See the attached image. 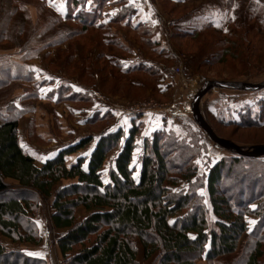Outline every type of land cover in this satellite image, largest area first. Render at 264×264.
Wrapping results in <instances>:
<instances>
[{
	"label": "trees",
	"instance_id": "16d2710c",
	"mask_svg": "<svg viewBox=\"0 0 264 264\" xmlns=\"http://www.w3.org/2000/svg\"><path fill=\"white\" fill-rule=\"evenodd\" d=\"M48 1L51 0L39 1L42 7L37 23L44 25H40L43 28L38 36L40 43L33 45L29 33L37 27L32 23L30 13L24 14L29 2L20 5V2L7 0L5 5L0 1V19L3 18L0 39L6 37L8 28L14 26L16 32L11 33L8 41L11 37L17 38L22 55L21 59L0 66V92L5 93L13 83H22L31 88L22 101L37 100L39 88L44 83L36 79L26 61L40 50L60 46L66 41L72 46L81 43L88 50L95 45L100 50L98 59L91 61L88 57L72 67L75 73H88V79L93 82V73L99 75L102 90H147L149 86L156 89L165 75L171 73L175 58L158 50L155 52L163 58L152 67L138 63L123 68L120 61H116V65L107 62L106 49L107 52L111 47L130 52L120 42L104 38L111 35L110 26H120L146 37L149 35L145 23L133 22L136 11L134 6L127 5L126 0H61L68 6L66 13L56 11ZM113 1L118 8L112 13L105 12ZM234 1L229 0V4ZM209 27L214 30L209 24L194 32L176 31L175 35L178 40L195 41L199 34L211 32ZM93 35H96V42L91 40ZM51 36L53 40L44 42ZM220 37L212 46H207L214 53L206 64L218 63L240 74L254 71L257 65L264 64V18L250 13L243 24L232 20ZM146 43L152 49L157 46L151 35ZM199 45L193 52L187 46L194 66L203 57ZM182 47L185 49V44ZM61 52L59 55L65 57L69 69L73 50ZM203 63L199 66L204 67ZM108 82L111 86L107 85ZM58 90V101L84 99L81 94H66L67 87L61 86ZM132 97L135 101L141 99L140 94ZM258 106L261 110L252 119L246 118L244 122H233L232 125L221 123L258 131L264 129V100ZM28 112H31L29 108H18L13 104L4 110L0 108L2 237L20 245H40L42 237L37 224L29 216L36 212L40 198L54 197L50 220L54 229L65 232L57 241L64 264H141L139 247L144 263L197 264L205 260L208 264H225L236 256L238 244L244 236L253 239V245L234 264H264L262 157L234 156L218 161L207 176V204L204 206L195 194L172 189L184 181L190 183L198 176V169L191 166L195 154L193 148L175 134L158 132L152 140H145L141 171L136 180L131 165L139 128H131L128 135L123 130L106 133L96 142L89 157H80L71 165L68 158L91 146L93 137L81 139L38 165L21 146L18 136L20 119ZM248 113L251 115L249 110ZM100 120L105 121L106 117L102 116ZM260 138L264 140V137ZM113 152H116L113 165L105 173ZM229 180H232L230 186L226 183ZM7 181L17 183L18 187H12ZM238 183L244 185V192H236ZM251 204L258 206L251 209ZM80 208L87 213L83 220L76 215ZM247 216L258 220L252 231ZM172 219H175L173 223ZM0 264L47 263L21 250L7 251L0 241Z\"/></svg>",
	"mask_w": 264,
	"mask_h": 264
},
{
	"label": "rangeland",
	"instance_id": "374dc122",
	"mask_svg": "<svg viewBox=\"0 0 264 264\" xmlns=\"http://www.w3.org/2000/svg\"><path fill=\"white\" fill-rule=\"evenodd\" d=\"M0 1L6 5L7 0ZM12 1L20 2V5L29 2L28 11L24 14L30 13L32 23L37 27L35 31L29 33L33 37L31 45L35 42L40 43L38 36L42 34L43 29L40 25H44L37 23L42 7L40 0ZM48 2L58 12L65 13L69 10L67 4L61 0ZM139 6L149 14L151 22L146 24V30L157 46L152 49L147 45L148 34L146 37L120 26H110L111 35L104 38L108 41L120 42L130 52L113 47L109 48L108 52L106 49V56L109 58L107 62L116 65V61H120L123 68L138 63H145L152 67L156 61H161L163 58L155 52L157 50L163 52L165 56L175 58V62L171 66V73L165 75L166 77L158 83L156 89L149 86L146 88L147 90H110V88L102 90L99 75L93 73V82L88 79V73H75L72 67L77 66L88 57L90 60L98 59L100 50L95 45L93 49L88 50L81 43H75L76 46H72L69 41H66L60 46L40 50L35 57L26 61V63L33 64L39 71L35 77L39 82L44 83L39 88L38 99L23 102V96L26 92H31V88L22 83H13L5 89V93L0 92V108L4 110L13 104L18 108L31 110L22 116L23 119L21 117L18 136L21 146L36 159L38 165L44 160L45 155L56 156L60 151L81 139L93 137L94 143L91 146L69 157L70 162L75 163L80 157H89L95 149L96 142L106 133L123 130L128 135L131 128H139L140 133L136 137V147L131 165L136 180L141 171L145 140H152L154 134L158 132L173 133L180 141L193 148L195 154L191 166L198 169V176L193 178L190 183L184 181L172 189L182 193L191 192L201 198V202L206 206V180L210 169L223 158L241 157V155L214 143L198 126L192 110L194 99L207 82L241 81L248 84L264 82V64L257 65L254 71L249 72L248 70L241 74L218 63L206 64L214 53L212 49H207V46H212L219 36L222 38L232 20L243 24L250 13L263 19L264 0H236L230 4L229 0H143ZM2 20L3 18L0 19V23ZM209 24L212 25L214 30L211 27L209 29L213 32L199 34L202 37L199 39V36L195 41L178 40L175 35L176 31L194 32ZM7 31L6 37L0 39V66L22 57L18 48L20 41L12 37L8 41L11 33L16 32L14 26L8 28ZM32 37L30 36L29 39ZM53 39L54 37L51 36L44 42ZM91 40L96 42V35H93ZM184 44L185 49L182 47ZM197 45L202 48L203 57L200 58L198 65L194 66L192 65V53L188 51L187 46L193 52ZM72 50L73 62L69 63V69H67L66 59L63 55L60 57L59 51H62V54ZM202 62H204V67L199 66ZM155 68L159 69V66ZM233 74L236 75L233 77ZM235 77L239 78L235 79ZM136 81H138L137 78ZM107 85L111 86V83L108 82ZM61 86L67 87L66 94H81L84 99L78 102H74V99L58 101V89ZM139 94L141 99L133 100L132 96L136 95L137 97ZM263 100L264 90L244 92L214 87L201 99L200 111L218 137L237 144L245 152H257L264 147V140L262 141L260 138L264 137V129L258 131L238 127V125L226 126L224 123L231 124L244 122L246 118L252 119L261 110L258 105ZM102 116L106 117L105 121L100 120ZM115 154L116 152L111 154L105 167V173L113 165ZM262 160L264 161V157ZM7 182L14 188L18 187L15 182ZM226 183L230 186L232 180L226 181ZM62 185L60 184L59 187ZM238 186L237 193L245 191L244 185L238 183ZM53 200L54 197L40 198L36 212L29 216L37 224L42 243L37 246L20 245L0 235V241L7 251L21 250L32 258L45 260L47 264H64L57 241L65 232L54 229L51 224ZM257 206V204H251L250 207L255 209ZM76 215L79 220H83L87 213L80 208ZM210 216L211 214L209 218ZM246 220L250 231H252L258 223L257 218L247 216ZM174 221L175 219L171 220L172 223ZM253 242L254 240L247 236L241 238L236 256L225 264H234L240 260V257L248 247L253 245ZM139 262L152 264V262H143L141 247H139ZM197 264H208V262L201 260Z\"/></svg>",
	"mask_w": 264,
	"mask_h": 264
},
{
	"label": "water",
	"instance_id": "95a60500",
	"mask_svg": "<svg viewBox=\"0 0 264 264\" xmlns=\"http://www.w3.org/2000/svg\"><path fill=\"white\" fill-rule=\"evenodd\" d=\"M219 88V89H226V90H234V91H244V92H258L264 90V82L260 84H248L241 81H229V82H207L203 86L200 94L195 97L194 102L192 104L193 115L196 123L199 127H201L205 133L209 136V138L216 143L217 145L227 149V150H234L239 153L243 157L247 158H260L264 157V147L260 148L257 152H245L240 146L237 144L222 139L216 135L213 131L211 126L206 122L203 118L201 111H200V101L205 96V94L211 88Z\"/></svg>",
	"mask_w": 264,
	"mask_h": 264
},
{
	"label": "crops",
	"instance_id": "0c3cea01",
	"mask_svg": "<svg viewBox=\"0 0 264 264\" xmlns=\"http://www.w3.org/2000/svg\"><path fill=\"white\" fill-rule=\"evenodd\" d=\"M143 0H126L127 2V5H131V6H134V9L136 11L135 15L133 16V22L134 23H145V24H149L151 21H150V17H149V14L146 12L145 9H143L141 6H139V3L141 2L142 3ZM117 4L113 1L111 5H109L106 9H105V12L107 13H112L114 12L116 9H117ZM63 13V12H61ZM66 13V12H65ZM28 67H29V70L34 72L36 75H38V72L37 69L34 67L33 64L31 63H27ZM40 76V75H39ZM41 77V76H40ZM44 101V100H43ZM23 119V117H22ZM57 155V154H56ZM55 156V155H54ZM53 155L51 156V154L49 155H45L44 157V160L43 161H46L47 159H50V158H53L54 157ZM70 158H68V164L71 165L73 164L74 162H70L69 160ZM42 161V162H43Z\"/></svg>",
	"mask_w": 264,
	"mask_h": 264
},
{
	"label": "snow or ice",
	"instance_id": "6c2138e0",
	"mask_svg": "<svg viewBox=\"0 0 264 264\" xmlns=\"http://www.w3.org/2000/svg\"><path fill=\"white\" fill-rule=\"evenodd\" d=\"M130 2H131V0H130ZM253 207H255V206H253Z\"/></svg>",
	"mask_w": 264,
	"mask_h": 264
}]
</instances>
